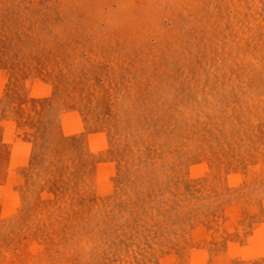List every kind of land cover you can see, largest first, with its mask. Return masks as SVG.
Returning a JSON list of instances; mask_svg holds the SVG:
<instances>
[{
    "label": "rangeland",
    "instance_id": "obj_1",
    "mask_svg": "<svg viewBox=\"0 0 264 264\" xmlns=\"http://www.w3.org/2000/svg\"><path fill=\"white\" fill-rule=\"evenodd\" d=\"M0 264H264V0H0Z\"/></svg>",
    "mask_w": 264,
    "mask_h": 264
}]
</instances>
